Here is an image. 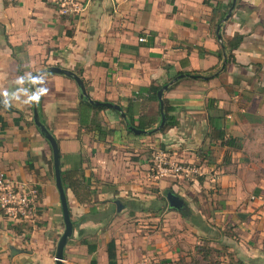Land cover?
Here are the masks:
<instances>
[{
    "label": "crops",
    "instance_id": "crops-1",
    "mask_svg": "<svg viewBox=\"0 0 264 264\" xmlns=\"http://www.w3.org/2000/svg\"><path fill=\"white\" fill-rule=\"evenodd\" d=\"M229 1L84 0L79 15L66 16L57 0H0V170L36 187L40 207L34 224L0 214V264H55L64 228L51 148L33 123L28 84L49 65L80 71L90 97L119 104L135 122L157 116V102L145 90L151 83L168 82L178 72L206 76H185L163 93L177 125L159 133L158 145L202 169L188 187L196 191L193 203L183 197L184 187L172 190L187 206V220L176 219L183 229L178 238L168 234V218L179 215L168 203L146 202L142 212L132 202L136 176L124 167L128 151L140 143L119 112H99L114 130L98 139L96 130L79 126L76 82L56 73L39 78L40 117L59 146L73 222L63 264H90L80 238L96 244V264H108L110 239L116 264H218L212 252L225 253L228 264H264V0L236 1L220 34L222 41L244 37L225 69L207 77L221 65L216 27ZM216 123L237 146L216 141ZM208 177L217 179L213 191L204 189Z\"/></svg>",
    "mask_w": 264,
    "mask_h": 264
},
{
    "label": "water",
    "instance_id": "water-1",
    "mask_svg": "<svg viewBox=\"0 0 264 264\" xmlns=\"http://www.w3.org/2000/svg\"><path fill=\"white\" fill-rule=\"evenodd\" d=\"M237 0H231V4L229 9L227 10V13L225 16L220 20V22L217 24L216 27V34L217 38L222 41V35L220 34V27L221 23L228 20L230 16L232 15V11L235 7ZM226 56H224L223 62L221 64L220 70H222L226 66ZM47 73H56L59 75H64L66 77L72 78L78 88H79V96L81 99L84 101L96 105V106H102L106 108H112L119 112L120 116L124 119L126 122V125L128 126V129H130L134 134H144V135H150L156 132H159L165 124V113H164V98H163V93L168 89L169 86L173 85L176 83L178 80L185 76H189L192 78H197V77H202L206 78V76L203 75H197V74H190V73H180L174 76L172 79H170L168 82H165L157 91V99L159 101V109H160V115H161V120L160 123L150 130H145V129H140L137 128L135 125H132L129 123V118L127 117L126 113L124 110L121 108V106L117 103H112L108 101H100L93 99L92 97L89 96L86 86L84 84V81L82 77L74 70L69 69V68H64L61 66L57 65H49L37 72H34L28 79V84H29V90L30 94L32 97V120L40 134L45 138V140L48 142L50 148H51V153H52V163H53V172H54V181H55V187L57 189L58 195H59V201H60V206H61V212H62V217H63V224L64 228L62 233L60 234L57 242H56V247H55V253H54V262L55 264H63V253H64V248L67 244L68 239L72 236L73 234V222L71 220L70 212H69V207H68V202H67V196H66V191L64 188L63 180H62V174L60 170V162H59V146L57 143L56 138L53 136V134L49 131V129L44 125V123L41 120L40 117V110H39V99H38V93L36 89V84L39 78ZM0 105L4 106L5 104L3 103L1 97H0ZM166 199L167 203L170 209L178 211L182 213L183 206L186 205L184 199L177 195L175 192L172 190H169L166 192ZM116 204V209L117 211H120L122 209V203L120 200L116 199L115 201ZM10 252L11 254L16 253V249L13 246H10Z\"/></svg>",
    "mask_w": 264,
    "mask_h": 264
},
{
    "label": "rangeland",
    "instance_id": "rangeland-1",
    "mask_svg": "<svg viewBox=\"0 0 264 264\" xmlns=\"http://www.w3.org/2000/svg\"><path fill=\"white\" fill-rule=\"evenodd\" d=\"M149 137H145V136H139L138 138V142L140 144H138L135 148H132L131 151H128V155H129V160H125L128 161V163L125 165V170L126 169H130L128 172H130L132 175L136 176L135 178L131 179L133 184L135 185L134 190H136V195H131V197L134 199L133 200H138L141 202H154L155 204H162L163 206H167V201L165 198V190L164 188H170L171 190H174L176 192H180L182 193L181 190H179V187H184L185 189V193L183 196L188 202L193 203V198L196 197L195 189H193V191L188 188L191 187L192 184L190 182L191 179L196 178V176L199 175V173H202V169H200L198 166H195L189 162H185L186 165H191V167L196 170L195 172H191V173H187L188 175H185V173L180 172L181 174V178L177 176V173L175 172H171V174L166 175V176H158L156 175L155 171V165L152 162L153 156L157 153H160V151H165L167 154V159L171 160L172 162L176 163V162H180V161H176L175 160V155L172 153V151L170 150V152L166 149H164L162 147V145H158L159 143V138L160 135L158 132L153 133L151 135H148ZM140 138H144V141H139L142 140ZM143 144V145H142ZM142 145V146H141ZM169 152V153H168ZM123 153V152H122ZM127 155V156H128ZM124 156V155H123ZM143 160H145V162H143ZM120 169V167H119ZM152 173V178H150L149 174ZM155 173V174H153ZM207 174V173H206ZM128 176V175H126ZM96 180L94 182L95 186H101V183L103 180L95 177ZM129 178V177H128ZM108 179H105V183H107ZM208 182L206 183V187L204 189L208 190V188L210 190H215L218 187V182L217 179L211 181V179L208 177L207 178ZM169 182V183H168ZM193 187V186H192ZM133 193V191H131ZM135 193V192H134ZM150 196H152V199H149ZM197 198V197H196ZM132 200V201H133ZM115 203V202H114ZM113 204V201H112ZM116 205V204H115ZM143 212V211H142ZM177 212V211H175ZM202 215H205L206 217L209 215L207 210H202L200 212ZM177 214L175 217H169L168 218V223L171 225H168V234L173 235V238H178L177 237V233L179 232V236L182 232L183 229H178V227H176V219L178 220V218H180V220L182 221H186L187 217L186 216H182L180 215V213L177 212ZM144 218V217H143ZM183 224V222H182ZM186 232V231H185ZM187 234H190L189 232H187ZM182 236V235H181ZM192 245V244H190ZM220 253V251H219ZM213 257L216 256V261L218 262V264H228L227 259L225 257L226 254L223 253V255L220 257L221 254H217L216 252H212L211 254Z\"/></svg>",
    "mask_w": 264,
    "mask_h": 264
},
{
    "label": "trees",
    "instance_id": "trees-1",
    "mask_svg": "<svg viewBox=\"0 0 264 264\" xmlns=\"http://www.w3.org/2000/svg\"><path fill=\"white\" fill-rule=\"evenodd\" d=\"M231 4V1H229L228 5L226 6V9L222 12L219 20L225 16L227 13V10L229 9ZM242 34H235L234 36L230 38H226L221 42V48L219 50V61L220 64H222L224 56H226V63H229L233 59V50H235L241 43L243 39ZM221 65L218 69H216L214 72L210 71L206 73L207 77H212L218 73V70H220ZM225 69V67L223 68ZM80 76L81 73L80 71L77 72ZM181 72H178L177 74H180ZM176 74V75H177ZM164 84L163 83H151L149 86L145 88L146 92L148 93V96L150 97V100L157 102V116L155 117H150L147 115H140L135 122L134 118L132 115H129V123L132 125H135L137 128L140 129H145V130H150L154 126L158 125L161 120V115H160V109H159V101L157 99V91L158 89ZM171 86L168 87L167 90L170 89ZM106 109H111V108H106L102 106H96L92 105L83 99H80L79 107H78V122L79 126H85L88 129L91 128L93 131H97L98 133V139L103 138L107 133L111 132L114 130L112 124H110L109 120L106 118H101L102 121L98 119V114L101 111H105ZM117 113V112H116ZM164 113H165V124L164 127L158 132V133H165L168 129L174 127L177 125V119L174 114V107L168 102L166 98H164ZM217 121H219V117L216 118ZM120 121L124 124L125 130L127 133H131L135 137L137 136H142L144 134H134L130 129H128V126L126 125V122L124 121L123 118H120ZM217 123L213 125V128L215 131H212L213 137L216 139V141H219V144L221 146H226V147H235L237 144H235V138L232 136L226 135L225 131L220 127ZM211 134V133H210ZM64 188H67L66 185H64ZM171 190L170 188L165 189V194L166 191ZM166 198V196H165ZM167 201V199H166ZM135 207H137L138 211H146L147 208L144 206L145 203L138 201V200H133ZM182 216H188L187 213L182 212ZM80 243L84 244L87 246L88 253L91 254V260L90 264H96V259L94 258L93 254L96 251V244L89 241L86 238H80ZM107 258H108V264H116V249H115V242L114 239H110L107 242ZM237 264V263H236ZM239 264V263H238Z\"/></svg>",
    "mask_w": 264,
    "mask_h": 264
},
{
    "label": "built area",
    "instance_id": "built-area-1",
    "mask_svg": "<svg viewBox=\"0 0 264 264\" xmlns=\"http://www.w3.org/2000/svg\"><path fill=\"white\" fill-rule=\"evenodd\" d=\"M58 11L61 15L77 16L84 9V0H57ZM143 41L144 38H139ZM157 176H166L175 172H195L191 166L182 162L174 163L160 151L153 156ZM40 210L38 190L33 185L14 181L6 170H0V214L15 223L34 224Z\"/></svg>",
    "mask_w": 264,
    "mask_h": 264
},
{
    "label": "flooded vegetation",
    "instance_id": "flooded-vegetation-1",
    "mask_svg": "<svg viewBox=\"0 0 264 264\" xmlns=\"http://www.w3.org/2000/svg\"><path fill=\"white\" fill-rule=\"evenodd\" d=\"M186 209H187V206L184 205V206H183V209H182V212L186 213V212H187Z\"/></svg>",
    "mask_w": 264,
    "mask_h": 264
}]
</instances>
